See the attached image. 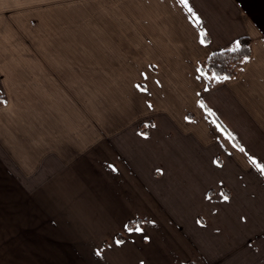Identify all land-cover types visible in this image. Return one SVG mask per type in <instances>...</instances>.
I'll return each instance as SVG.
<instances>
[{
	"label": "crops",
	"instance_id": "crops-1",
	"mask_svg": "<svg viewBox=\"0 0 264 264\" xmlns=\"http://www.w3.org/2000/svg\"><path fill=\"white\" fill-rule=\"evenodd\" d=\"M187 5L0 0V264H264V0Z\"/></svg>",
	"mask_w": 264,
	"mask_h": 264
},
{
	"label": "trees",
	"instance_id": "trees-1",
	"mask_svg": "<svg viewBox=\"0 0 264 264\" xmlns=\"http://www.w3.org/2000/svg\"><path fill=\"white\" fill-rule=\"evenodd\" d=\"M239 41V48H236V44L227 49H222L210 54L206 59L200 61L198 64L199 70L202 74L212 77V73L218 74L221 79H231L235 77L241 68L245 56L250 55L248 37H241ZM210 85V84H209ZM3 101V97L0 95V104ZM131 222L127 224L130 227ZM187 264H191L188 262Z\"/></svg>",
	"mask_w": 264,
	"mask_h": 264
},
{
	"label": "snow or ice",
	"instance_id": "snow-or-ice-1",
	"mask_svg": "<svg viewBox=\"0 0 264 264\" xmlns=\"http://www.w3.org/2000/svg\"><path fill=\"white\" fill-rule=\"evenodd\" d=\"M180 3L182 4V5H184L185 7H188V5H187V0H180ZM189 11H191V8H189ZM203 42V41H202ZM239 41H237L236 42V48L238 49L239 48ZM249 59V57L248 56H245L244 57V60L245 61H247ZM212 75V78L213 79H216V80H219V79H221V77L218 75V74H216V73H212L211 74ZM202 107H204V105L202 104L201 105ZM208 111H209V113H211V109H208ZM241 150H243V149H241ZM253 163H256V161H255V158H253V161H252ZM256 167H257V169H259L262 173H264V165H261V164H256ZM225 199H227V197H225Z\"/></svg>",
	"mask_w": 264,
	"mask_h": 264
}]
</instances>
